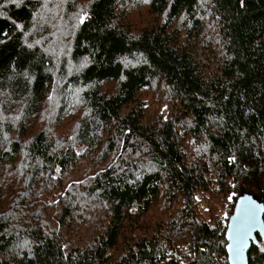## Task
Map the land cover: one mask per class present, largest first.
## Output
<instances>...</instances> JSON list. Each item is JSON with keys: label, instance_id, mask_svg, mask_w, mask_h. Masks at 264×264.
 Instances as JSON below:
<instances>
[{"label": "trees", "instance_id": "trees-1", "mask_svg": "<svg viewBox=\"0 0 264 264\" xmlns=\"http://www.w3.org/2000/svg\"><path fill=\"white\" fill-rule=\"evenodd\" d=\"M242 194L264 0H0V264H229Z\"/></svg>", "mask_w": 264, "mask_h": 264}, {"label": "water", "instance_id": "water-1", "mask_svg": "<svg viewBox=\"0 0 264 264\" xmlns=\"http://www.w3.org/2000/svg\"><path fill=\"white\" fill-rule=\"evenodd\" d=\"M247 207L250 212L255 214L254 223L256 228L252 232V237L247 241L246 245L241 251L239 258H233L234 250L231 245L235 243L233 239V228L239 226L241 230H244L248 225V220L240 214L241 207ZM234 212L229 216L228 227L226 228V252H227V262L229 264H249L248 254L252 250V245H255L258 240V236L262 239L264 243V206L258 197H254L247 194H242L238 199H236ZM235 218V219H234Z\"/></svg>", "mask_w": 264, "mask_h": 264}, {"label": "snow or ice", "instance_id": "snow-or-ice-1", "mask_svg": "<svg viewBox=\"0 0 264 264\" xmlns=\"http://www.w3.org/2000/svg\"><path fill=\"white\" fill-rule=\"evenodd\" d=\"M144 2H148V0H144ZM86 19V14L79 17V23L83 24ZM52 97L50 96L49 99ZM71 187V186H69ZM232 197L230 196L229 199ZM240 214L243 215L248 220V225L244 230H241L239 226L233 228V239L235 243L230 247L234 250L233 258H239L241 255V251L243 247L246 245L247 241L252 237V232L256 228L254 223L255 214L250 212L247 207L242 206L240 209ZM235 219V218H234ZM27 244V242H25ZM261 251H264V243H261Z\"/></svg>", "mask_w": 264, "mask_h": 264}, {"label": "rangeland", "instance_id": "rangeland-1", "mask_svg": "<svg viewBox=\"0 0 264 264\" xmlns=\"http://www.w3.org/2000/svg\"><path fill=\"white\" fill-rule=\"evenodd\" d=\"M137 12H142V11L141 10H138ZM137 12H134L131 15L134 16V17H138L137 16ZM155 109H156V107L155 108L153 107L151 110L152 111H155ZM160 112H162V114L165 117L168 116V112H167L166 108H162L160 110ZM200 198H201V200H200V206H199L200 212L202 213V216L204 218H206V220H208L212 215H215V214H217L219 216L220 220H222V221L229 219V216L230 215H228V213L224 209H222V208L217 209V211L215 212V214H213L212 212H210V209L208 208L209 207V204L208 205H205V203H204V200H206V197H203V198L200 197ZM224 208L226 209L227 207L224 206Z\"/></svg>", "mask_w": 264, "mask_h": 264}]
</instances>
